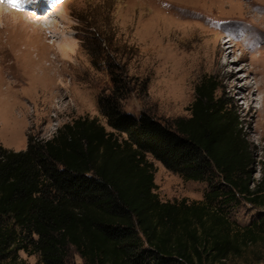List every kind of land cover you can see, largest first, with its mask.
<instances>
[{
  "label": "trees",
  "instance_id": "trees-1",
  "mask_svg": "<svg viewBox=\"0 0 264 264\" xmlns=\"http://www.w3.org/2000/svg\"><path fill=\"white\" fill-rule=\"evenodd\" d=\"M106 67V125L79 117L49 140L30 137L26 150L0 146V264L21 251L67 264L72 249L84 264H225L264 242V216L243 227L229 216L242 203L264 209V161L218 81L197 84L189 117L163 121L124 111L131 80L124 65ZM150 157L206 182L204 199L162 201Z\"/></svg>",
  "mask_w": 264,
  "mask_h": 264
},
{
  "label": "rangeland",
  "instance_id": "rangeland-1",
  "mask_svg": "<svg viewBox=\"0 0 264 264\" xmlns=\"http://www.w3.org/2000/svg\"><path fill=\"white\" fill-rule=\"evenodd\" d=\"M219 1L0 0V84L15 82L23 112L15 114L13 106L0 103V146L26 150L30 137L49 140L79 117H98L106 125L98 98L111 88L106 61H116L132 83L123 109L136 117L143 111L163 121L189 117L197 84L214 77L219 95L240 114L257 162H263L264 86L258 90V84L261 77L264 84V55L258 59L262 73L255 67L256 51L264 49L261 27L257 19L234 14ZM243 2L231 0L230 5L238 8ZM246 26L251 28L243 31ZM212 38L227 52H216ZM15 69L18 80L9 75ZM150 159L162 201L204 199L206 182L185 181ZM262 171L258 165L257 180ZM229 216L243 227L263 217L264 209L242 203ZM13 262L41 264L38 254L24 251ZM67 264L84 262L72 249ZM225 264H264V242Z\"/></svg>",
  "mask_w": 264,
  "mask_h": 264
},
{
  "label": "bare ground",
  "instance_id": "bare-ground-1",
  "mask_svg": "<svg viewBox=\"0 0 264 264\" xmlns=\"http://www.w3.org/2000/svg\"><path fill=\"white\" fill-rule=\"evenodd\" d=\"M234 1V0H233ZM244 2L240 5V6H238V8H235V6H233V5H230V3H231V0H223V1H219V2H221V4L222 5H224V6H227V7H229L230 9H233L234 8V10H233V13L234 14H237V13H243L244 14V16L246 17V15H250L251 16V18L252 19H257V21L259 22V25H260V27H261V32H258L259 34H261L260 36H258V39L259 38H263L264 39V6L263 5H261V0H243ZM235 3V2H234ZM235 5V4H234ZM1 6V5H0ZM236 7H237V5H236ZM0 9H2L1 7H0ZM4 9V8H3ZM262 15L263 17H260V16H258V15ZM248 28H251L250 26L248 27V26H246L245 28H243V31L245 30L246 31V29H248ZM1 30V29H0ZM1 31H3V30H1ZM0 31V32H1ZM253 31V30H252ZM245 34V33H244ZM254 34V33H253ZM251 36H252V33L251 34H249L247 37H245L246 39H245V41L246 42H244L245 44L244 45H246L247 44V42H248V40L251 38ZM1 37V36H0ZM1 39V38H0ZM254 39V38H253ZM210 43H212L214 46H215V51L216 52H221V54H224V52H227V50L226 49H222V50H219V48H218V42H217V40L216 39H213L212 38V40H210ZM233 49V48H232ZM4 50V47H0V52H4L3 51ZM257 52V54H258V56L255 58L256 60H257V62H256V66L255 67H258L260 70H259V72L260 73H262V71L263 70H261V64L259 63V61H258V59L260 58V57H262L263 55H264V49L263 50H260V51H256ZM29 54V53H28ZM33 58V57H32ZM32 58H31V61H33L32 60ZM35 61V60H34ZM241 61V59L240 60H238L237 62H240ZM34 62H32V65H34L33 64ZM34 66H32V70H35L34 68H33ZM1 70H3V69H1ZM0 70V71H1ZM31 70V71H32ZM5 71V70H4ZM4 71H2V73L4 72ZM1 73V74H2ZM234 73H232V75H233ZM6 75V74H5ZM9 75H13L12 76V78H14L15 80H18L19 79V76H18V74H17V71H16V69L14 70V71H12ZM0 78H1V76H0ZM35 81V80H34ZM14 84H15V82H7L5 79H4V81L0 84V103L3 105H11V106H13L14 107V113L15 114H18V115H22L23 114V112L21 111V107L19 106V104H18V99H19V93L17 92V91H13V87H14ZM264 86V84H263V81H262V77H261V80L259 81V84H258V90H261V88ZM251 86H250V84H246L245 85V89L246 90H251ZM264 92V91H263ZM245 98H248V95H245L244 96ZM263 103H264V97H263V101H262ZM264 107V106H263Z\"/></svg>",
  "mask_w": 264,
  "mask_h": 264
},
{
  "label": "snow or ice",
  "instance_id": "snow-or-ice-1",
  "mask_svg": "<svg viewBox=\"0 0 264 264\" xmlns=\"http://www.w3.org/2000/svg\"><path fill=\"white\" fill-rule=\"evenodd\" d=\"M12 2L14 3V2H15V0H12Z\"/></svg>",
  "mask_w": 264,
  "mask_h": 264
}]
</instances>
